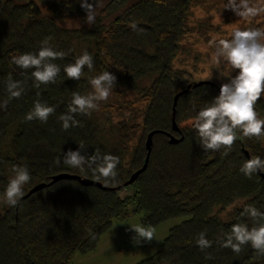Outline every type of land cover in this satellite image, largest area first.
<instances>
[{"label":"trees","instance_id":"trees-1","mask_svg":"<svg viewBox=\"0 0 264 264\" xmlns=\"http://www.w3.org/2000/svg\"><path fill=\"white\" fill-rule=\"evenodd\" d=\"M41 1L53 9L52 15H43L36 0H0V264H71L76 253L95 250L102 234L129 213H144V225L153 227L186 217L171 227L153 255L136 264H264V255L250 244L236 254L219 243L233 224L253 225L241 215L244 206L264 211V178L259 172L249 178L240 171L248 159L244 149L264 159V134L237 139L231 148L206 151L194 118L220 94L207 82L179 97V131L173 128L175 95L200 81L173 63L191 29L193 0H96L99 7L91 26L81 0ZM64 16H73V23H60ZM133 22L144 31L133 30ZM47 37L54 50L64 53L63 59L52 61L61 71L55 83L35 87L34 69L11 61L20 54H38ZM85 50L93 56V69L85 66L79 81L68 78L64 66ZM105 70L116 77L107 101L98 102L90 114H76L79 124L63 130L59 117L66 113L72 93L90 92L89 78ZM9 77L20 83L19 98H10ZM37 100L55 108L46 123L25 118ZM255 109L264 119V93ZM153 130L181 140L171 143L166 133L154 135L146 169L127 186L133 187L132 194L123 197L122 189L103 190L73 179L51 182L52 176L64 172L96 180L87 166L83 172L65 166L63 154L79 150L90 157L97 148L101 158L112 154L120 160L116 182L107 185L128 180L143 167L146 139ZM237 135L242 137V132L237 130ZM14 165L27 166L31 179L12 207L2 197ZM97 181L105 184L102 177ZM42 182L47 183L44 188L25 196ZM237 200L243 203L228 210ZM200 232L212 241L204 251L196 244Z\"/></svg>","mask_w":264,"mask_h":264},{"label":"clouds","instance_id":"clouds-1","mask_svg":"<svg viewBox=\"0 0 264 264\" xmlns=\"http://www.w3.org/2000/svg\"><path fill=\"white\" fill-rule=\"evenodd\" d=\"M161 0H156L160 3ZM81 7L86 12V22L89 26L95 24L97 16L96 0H81ZM224 9H229L236 16L243 20H249L264 14V0H227ZM130 27L138 29L135 22ZM51 37L41 41L38 54L24 53L12 57V63L18 67L28 70L34 69L31 76L34 78V86L41 84L55 83L61 68L52 61L63 59L64 53L53 49L49 41ZM214 53L212 60L217 64L222 60L224 67L221 76H229L230 83L221 85L220 94L210 104L202 107L194 118V128L198 134L199 142L204 145L206 151H218L222 147L231 148L237 139L257 138L264 134V119L259 118L255 109L256 103L264 93V27L235 28L230 38H221L214 42ZM93 56L85 50L77 56L74 63L64 66V72L70 79L79 81L84 76L85 66L93 69ZM219 69V68H218ZM238 69L236 76L231 77L233 70ZM116 77L110 71H103L100 74L90 77L88 83L91 91L82 95L74 91L72 99L67 106V111L59 117L62 121L63 130L75 127L79 121L75 119L76 114H90L91 110L98 107V102L107 101L114 87ZM7 91L10 98H19L22 95L20 83L12 82L9 77ZM5 102V107H6ZM55 112V108L41 103L37 100L34 107L26 115V120L38 119L46 123L49 116ZM237 130L242 132V137L237 135ZM83 149L84 145L80 144ZM226 154V153H225ZM61 163L57 157L55 164ZM119 157L112 154H104L101 158L100 149L90 157L81 155L79 150H68L63 154V164L73 169L84 171L85 166L92 169L96 180L104 178L105 185L109 181L116 182L117 165ZM264 171V159L260 156H251L241 166L240 171L251 178L253 173ZM12 175L9 178L2 200L9 206H16L24 196V185L30 179L27 166L14 165L11 169ZM242 216H248L254 223L251 227L247 223H235L232 225L226 239L219 241L222 247L230 248L236 254L242 251V247L250 244L252 249L264 255V211L253 205H246L243 208ZM131 225L136 235L133 241L139 244L141 241L151 242L155 238V228L152 225ZM196 244L201 251L212 247V241L206 238V232H200Z\"/></svg>","mask_w":264,"mask_h":264},{"label":"rangeland","instance_id":"rangeland-1","mask_svg":"<svg viewBox=\"0 0 264 264\" xmlns=\"http://www.w3.org/2000/svg\"><path fill=\"white\" fill-rule=\"evenodd\" d=\"M43 15H52L51 9L41 0H36ZM227 0H193L191 5V17L181 52L174 59L175 68H183L192 74V79L211 80L220 87L224 83H230L229 76H221L224 62L218 64L212 60L214 42L221 38H230L231 32L239 27L254 26L260 23L264 27V14L249 20H243L229 9H224ZM73 16H64L58 21L62 24H72ZM219 68V69H218ZM238 69L231 72L230 76L238 74ZM135 97V96H133ZM135 106L139 103L136 101ZM264 144V137L261 139ZM133 187L129 186L120 191V195L132 194ZM243 203L237 200L228 207ZM224 214V213H223ZM144 213L127 214L117 219L112 227L104 232L94 251L86 254L76 253L71 264H136L137 262L153 255L160 247L164 238L168 235L171 227L183 221L185 216L170 218L155 228V238L151 242L141 241L139 244L133 241L136 235L131 225H144L142 217Z\"/></svg>","mask_w":264,"mask_h":264},{"label":"water","instance_id":"water-1","mask_svg":"<svg viewBox=\"0 0 264 264\" xmlns=\"http://www.w3.org/2000/svg\"><path fill=\"white\" fill-rule=\"evenodd\" d=\"M203 82L211 83L212 85L217 86L219 90L221 88L217 83H215V82H213L211 80H200V81H198L196 83H189L185 89L179 91L175 95L174 102H173L172 119H173V128L175 130L179 131V127H178V124H177V121H176V106H177L179 97L181 95L187 93L190 90L191 87H194V86H197L199 84H202ZM158 132H163V133L168 134L169 137H170L171 143H178L181 140V139L176 138L171 133L166 132V131L153 130V131L149 132L148 136H147V139H146L147 156H146L145 163H144L143 167L141 169H139L138 171H136L135 173H133L128 180H126V181H124V182H122V183H120L118 185H114V186L107 185L106 186L105 184H103L100 181H97V180H94V179H90V178H87V177H81L79 175L66 173V172L59 173V174H56V175L52 176L51 177L52 178L51 182H54V181H57V180H61V179H73V180H79L82 184L87 185V186L88 185L89 186H97V187H99V188H101L103 190H108V191H119V190L127 187L128 185L132 184L135 181V179L138 177V175L140 173H142L146 169L147 164L149 162L151 150H152L153 137ZM244 152H245V155L247 156V158L251 159L252 155L249 152V150L244 149ZM258 172L264 178V172L263 171H259V170H258ZM46 185H47V183H44V182L35 185L32 189H30L28 191V193L25 196H29L30 194H32V193L44 188Z\"/></svg>","mask_w":264,"mask_h":264},{"label":"crops","instance_id":"crops-1","mask_svg":"<svg viewBox=\"0 0 264 264\" xmlns=\"http://www.w3.org/2000/svg\"><path fill=\"white\" fill-rule=\"evenodd\" d=\"M94 251V250H93Z\"/></svg>","mask_w":264,"mask_h":264}]
</instances>
